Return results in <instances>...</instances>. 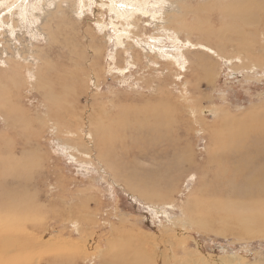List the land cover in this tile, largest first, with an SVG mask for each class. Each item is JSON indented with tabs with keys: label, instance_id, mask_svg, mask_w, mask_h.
<instances>
[{
	"label": "rangeland",
	"instance_id": "1",
	"mask_svg": "<svg viewBox=\"0 0 264 264\" xmlns=\"http://www.w3.org/2000/svg\"><path fill=\"white\" fill-rule=\"evenodd\" d=\"M8 2L0 0L2 263L102 264L112 241L109 264H264V207L200 191L209 154L229 159L248 128L264 131V0H183L182 12L175 0ZM172 12L190 29L179 37ZM187 37L222 44L221 55L193 50ZM175 57L187 61L183 75ZM164 149L160 167L172 171L153 176L158 195L145 200L128 189L130 175L156 170L151 159Z\"/></svg>",
	"mask_w": 264,
	"mask_h": 264
},
{
	"label": "bare ground",
	"instance_id": "2",
	"mask_svg": "<svg viewBox=\"0 0 264 264\" xmlns=\"http://www.w3.org/2000/svg\"><path fill=\"white\" fill-rule=\"evenodd\" d=\"M9 1V0H8ZM10 1H13V0H10ZM15 2L13 3V2H8L9 3V5H11V6H15V4H19V3H21L22 2V0H14ZM24 1V0H23ZM44 1V0H43ZM128 1H130V0H128ZM34 2V1H33ZM37 2V1H36ZM99 2V1H98ZM104 2V1H103ZM127 2V1H126ZM162 2H164V1H162ZM186 2V1H185ZM39 3V2H38ZM72 3V2H71ZM75 3V2H74ZM77 3V2H76ZM101 3V2H100ZM134 3V2H133ZM138 3H139V1H138ZM193 3V2H192ZM215 3V2H214ZM33 4V3H32ZM60 4V3H59ZM110 4V3H109ZM111 4H113V1H112V3ZM175 4L179 7V8H181V12L183 11V10H186L187 9V7L186 6H184V3H183V0H175ZM217 4V3H216ZM44 5V4H43ZM103 5V4H102ZM126 5H127V3H126ZM134 5V4H133ZM209 5V4H208ZM213 5H215V4H213ZM1 6V5H0ZM11 6H9V7H11ZM46 6V5H45ZM53 6V5H52ZM75 6V5H74ZM74 6H72V7H74ZM132 6V5H131ZM145 6V5H144ZM151 6V5H150ZM150 6H148V7H150ZM206 6V5H205ZM210 6V5H209ZM6 7V6H5ZM21 7H23V6H21ZM57 7V6H56ZM55 7V8H56ZM62 7V6H61ZM169 7V6H168ZM199 7H201V6H199ZM78 8V7H77ZM101 8H103L102 6H101ZM117 8V7H116ZM119 8V7H118ZM124 8V7H123ZM144 8V7H143ZM153 8V7H152ZM205 8V7H204ZM8 9V8H7ZM109 9V8H108ZM149 9V8H148ZM207 9V8H206ZM24 10V9H23ZM42 10V9H41ZM59 10V9H58ZM81 10V9H80ZM137 10V9H136ZM45 11V10H44ZM56 11H57V8H56ZM145 11V10H144ZM149 11V10H148ZM159 11V10H158ZM204 11H206V10H204ZM47 12V11H46ZM62 12V11H61ZM64 12V11H63ZM96 12V11H95ZM135 12V11H134ZM137 13H139V12H137ZM137 13L135 14V15H137ZM170 13V12H169ZM6 14V13H5ZM46 14V13H45ZM126 14V13H125ZM124 14V15H125ZM142 14V13H141ZM171 14H174V17H173V21H172V23L171 24H169L170 25V28L171 29H174V33L176 32V35L179 37V35L181 34V31H183V30H187V31H189L190 29H189V27H187V24H181V21H182V19L180 18V16H177V14L176 13H174V12H172ZM196 14V13H195ZM17 15V14H16ZM43 15V14H42ZM114 15H115V13H114ZM118 15V14H117ZM123 15V16H124ZM162 16H160V19H162L164 22H165V18H167V15H166V13H162L161 14ZM170 15V14H169ZM181 15V14H180ZM199 15V14H198ZM52 16V15H51ZM119 16V15H118ZM122 16V17H123ZM156 16H158V15H156ZM155 16V17H156ZM50 17V16H49ZM53 17V16H52ZM122 17H121V19H122ZM125 17V16H124ZM130 17H133L132 16V14L130 15ZM2 18V17H1ZM182 18H183V16H182ZM8 19V18H7ZM6 19V20H7ZM46 19V18H45ZM51 19V18H50ZM115 19H117V18H115ZM120 19V18H119ZM12 19H10V21H11ZM17 20V19H16ZM47 20V19H46ZM131 20V19H130ZM135 20V19H134ZM172 20V19H171ZM221 20H223V18L221 17ZM13 21H15L14 19H13ZM48 21V20H47ZM46 21V22H47ZM53 21V20H52ZM136 21V20H135ZM170 21V20H169ZM185 21V20H184ZM212 21V20H211ZM19 22V21H18ZM44 22H45V20H44ZM51 22V21H50ZM49 22V24H51ZM117 22V21H116ZM120 22H123V21H120ZM137 22V21H136ZM9 23H11V22H9ZM135 23V22H134ZM184 23V22H183ZM14 24V23H13ZM13 24H12V26H13ZM48 24V25H49ZM119 24V23H118ZM117 24V25H118ZM126 24H127V22H126ZM165 24V23H164ZM179 24H181V25H179ZM112 25V24H111ZM123 25H125L124 24V22H123ZM42 26H44V25H42ZM113 26V25H112ZM127 26V25H126ZM125 26V27H126ZM129 26V25H128ZM2 27V26H1ZM38 27V26H37ZM45 27V26H44ZM118 27V26H117ZM136 27V26H135ZM138 27V26H137ZM173 27V28H172ZM114 28V27H113ZM126 28H128V27H126ZM163 28H165V27H163ZM167 28H169V27H167ZM50 29H51V27H50ZM115 29V28H114ZM130 29V28H129ZM129 29H127L128 31H130ZM38 30H40V29H38ZM125 30V29H124ZM135 30L136 31H138L136 28H135ZM164 30H167V29H164ZM43 31H46V30H43ZM50 31H52V29L50 30ZM122 31V30H121ZM126 31V30H125ZM131 31H133L132 29H131ZM130 31V32H131ZM135 31V32H136ZM163 31V30H162ZM204 32L206 31V33H207V39H209V38H211L213 35L211 34V33H209L207 30H203ZM3 32H5V31H3ZM116 32H120V31H116ZM124 32V31H123ZM141 32V31H140ZM164 32V31H163ZM168 32V31H167ZM7 33V32H6ZM47 33V32H46ZM132 33V32H131ZM187 33V32H186ZM2 34V33H1ZM13 34V33H12ZM11 34V35H12ZM50 34V33H49ZM120 34V33H119ZM124 34V33H123ZM128 34V33H127ZM135 34H137V32L135 33ZM134 34V35H135ZM3 35V34H2ZM131 35H133V33L131 34ZM138 35V34H137ZM166 35H171L170 33H168V34H166ZM166 35H165V37H166ZM190 35V34H189ZM121 36V35H120ZM123 36V35H122ZM147 36V35H146ZM46 37V36H45ZM169 37V36H168ZM178 37H177V40H178ZM7 38V37H6ZM16 38H18V37H16ZM47 38V37H46ZM150 38H152V37H150ZM162 38V37H161ZM167 38V37H166ZM170 38V40L171 41H173V43L175 44V45H173V47H175L176 49H178V50H180L181 49V51H184L185 49H184V47H180L179 45H176V42H175V38L173 37V36H171V37H169ZM19 39V38H18ZM48 39V38H47ZM119 39V38H118ZM134 39V38H133ZM136 39V38H135ZM168 39V38H167ZM10 40V39H9ZM17 40V39H16ZM120 40V39H119ZM39 42H41V41H39ZM47 42V41H46ZM51 42V41H50ZM123 42V41H122ZM150 42V41H149ZM151 42H152V40H151ZM151 42H150V44H151ZM159 42V41H158ZM186 42H188V44L191 46L190 48H192L193 50H200L201 49V51L203 50L204 52L206 51L208 54H210L211 56L212 55H215V56H220L221 54H220V52H221V49H222V47H223V45L222 44H217L216 45V48L214 47H212L211 45H209V44H201V43H196V44H194L193 43V41L189 38V37H187L186 38ZM6 43V42H5ZM129 43V42H128ZM157 43V42H156ZM39 44V43H38ZM128 45V44H127ZM151 45H154V44H151ZM150 45V46H151ZM169 46H171V45H169ZM37 47V46H36ZM151 47H153V46H151ZM188 47V46H187ZM8 48H10V47H8ZM129 48V47H128ZM154 48H156V47H154ZM163 48V47H162ZM174 48V49H175ZM33 49V48H32ZM165 49V48H164ZM169 49V48H168ZM172 49V48H171ZM235 49V48H234ZM233 49V50H234ZM157 50V49H156ZM188 50V49H187ZM239 49H237V51H238ZM10 51V50H9ZM176 51V50H175ZM180 51V52H181ZM190 51V50H189ZM164 52V51H163ZM167 52V51H166ZM172 52V51H171ZM205 52V53H206ZM236 52V51H235ZM239 52V51H238ZM244 52V51H243ZM242 52V53H243ZM135 53V52H134ZM137 53V52H136ZM174 53V52H173ZM233 53V52H232ZM246 53V52H245ZM139 54V53H138ZM177 54V53H176ZM186 54V53H185ZM184 54V55H185ZM236 54V53H235ZM160 55V54H159ZM170 55H172V54H170ZM182 55H183V52H182ZM187 55V54H186ZM132 56H133V54H132ZM132 56H131V58H132ZM150 56V55H149ZM152 56V55H151ZM168 56V55H167ZM166 56V57H167ZM176 56H178V55H176ZM239 56V55H238ZM244 56V55H243ZM134 57V56H133ZM160 57V56H159ZM249 57V56H248ZM135 58V57H134ZM178 57H175V58H172V60L173 61H171V63H174V65L177 63V65L179 66L178 68H179V70L178 69H176L175 67H173L175 70H177V72H178V74H179V76L181 75L180 73H182V75H183V72H185V69H186V67H185V65H186V63H187V61L186 60H182V61H180V60H178L177 59ZM187 58V57H186ZM214 58V57H213ZM232 58H233V56H232ZM8 59V58H7ZM151 59V58H150ZM168 59V58H167ZM220 59V58H219ZM226 59V58H225ZM251 59V58H250ZM10 60V59H9ZM188 60V59H187ZM224 60V59H223ZM229 60V59H228ZM134 61V60H133ZM190 61V60H189ZM230 61V60H229ZM89 62V61H88ZM135 62V61H134ZM137 62V61H136ZM159 62V61H158ZM170 62V61H169ZM12 63V62H11ZM19 63V62H18ZM30 64V63H29ZM161 64V63H160ZM190 64H191V62H190ZM170 65V64H169ZM172 65V64H171ZM189 65V64H188ZM164 66V65H163ZM9 67H12V66H9ZM166 67V66H165ZM114 69V68H113ZM164 69V68H163ZM180 69H182L183 71H181ZM40 70V67L38 68V71ZM8 71H11V73H13V72H16V70H14L13 69V67L12 68H8ZM30 71V70H29ZM186 71H187V69H186ZM4 72V74H3V76H6V74H7V69L5 70V71H3ZM40 72V71H39ZM171 72V71H170ZM175 73V72H174ZM28 74H30V73H28ZM36 75V74H35ZM39 76V75H38ZM45 76V75H44ZM34 77V76H33ZM37 77V76H36ZM27 78V77H26ZM24 79V78H23ZM33 79V78H32ZM30 80V79H29ZM28 80V81H29ZM35 80H36V78H35ZM35 80H34V82H35ZM41 78L40 77H38V80L35 82V85L36 86H39V85H41V84H43L44 83V81L43 82H41ZM48 80V79H47ZM46 80V81H47ZM49 80H51V79H49ZM9 81L11 82V80H10V78H9ZM27 81V82H28ZM9 82V83H10ZM26 82V81H25ZM42 96H44V101H47L46 100V97H45V95L43 94ZM192 115V114H191ZM90 118H92V115L90 116ZM168 120V119H167ZM66 121V123L63 125V126H67V125H69V120L67 121V120H65ZM165 121V120H164ZM91 124H92V126H93V123H91V121L89 120V119H86V124H82V126H85V125H87L88 127L89 126H91ZM175 127H177V121H175L174 122V124H173ZM91 126V127H92ZM140 128V127H139ZM168 128H170L171 130H175V131H177V129H175V128H172V127H170V126H168V127H166V129H168ZM146 130H147V128H146ZM254 130H259L260 131V128H258V129H254ZM156 131V130H155ZM253 131V129L252 130H249V128H248V130L245 132V134H244V137L243 138H245L242 142H241V146H240V148H238V146L237 145H235V146H233L232 147V149H231V153L234 155V156H232L231 158H229V159H227V155L225 156V157H220V156H218V155H210L209 154V157H208V159L210 160H208L209 162H211L210 164H212V169H210L209 171L207 170V171H205L207 174H211V177H210V181L208 182V183H205V184H201L200 185V191L202 192V193H204L205 192V190H212V194L213 195H217V194H225V192L228 194V196L226 195V197H229V202H231L232 203V205L233 204H236V205H238V206H240V204L242 203V202H244L245 203V206H244V208L245 209H249V211L250 210H252V209H250V207H247L250 203H247V202H249L250 200H254V201H258V205L257 206H263L264 207V131L263 132H260V134H254V135H251V132ZM96 132L97 131H95V132H88V134L90 133L91 134V136L94 138V142L93 143H95V139H96ZM170 132V131H169ZM57 133V132H56ZM70 133H72V132H70ZM103 134H105V132H103ZM85 135V134H84ZM156 135V134H155ZM87 136V135H86ZM150 136H152L151 134H150ZM66 138H67V136H66ZM73 138V137H72ZM155 138V137H154ZM158 138V137H157ZM65 140V139H64ZM157 140V139H156ZM68 142H66L65 143V145L66 146H69L70 145V142L72 143V141L73 140H67ZM83 142H84V140H83ZM74 143V142H73ZM72 143V144H73ZM75 144V143H74ZM89 144V143H88ZM138 144V143H137ZM158 144V143H157ZM76 145V144H75ZM74 145V146H75ZM90 145H93V144H90ZM176 145V144H175ZM73 146V147H74ZM95 146V145H94ZM177 146V145H176ZM70 147V146H69ZM76 147V146H75ZM78 147V146H77ZM79 147H81V149L80 150H82L83 152H84V154H86V156L87 155H91V157H93V155L91 154V151H90V149H87V148H89L88 147V145L84 142V144H80L79 145ZM92 147V146H91ZM97 147H102V145H101V143L100 142H98V143H96V149H97ZM98 150V149H97ZM145 150V149H144ZM78 151H79V149H78ZM80 152V151H79ZM176 152H177V150H175V152H174V154H176ZM150 153V152H149ZM168 153H170V152H168V150L167 149H164L162 152H161V154H158V157L157 158H152L151 160L152 161H154V162H156V167H157V169L156 170H152V169H150V170H143V172L142 173H139V172H136V174L137 173H139V175L137 176V177H132V175H130V184L128 185V189L130 190V191H134V190H138L137 192H135V193H141V191H142V193H141V196H142V198L143 199H145V200H147L148 198H149V200H151L152 199V197H153V194L152 193H154L155 194V196L156 195H158V193H156V190H153V191H151V188L152 187H154L153 185H154V183L152 182V181H154V177L153 176H158L159 174H162L163 175V177H167L168 176V174L169 173H171V171H172V169H170L171 168V165H167L166 167H164V168H162V167H160V163H162V158L164 157V156H166ZM83 154V153H82ZM147 154V153H146ZM71 156H72V154H71ZM100 156V155H99ZM73 157V156H72ZM76 158H77V156H75ZM90 157V156H89ZM154 157V156H153ZM74 158V157H73ZM150 158V157H149ZM87 159V158H86ZM83 160H85V159H83ZM89 160V159H88ZM90 160H92V159H90ZM98 160V159H97ZM78 161H79V159H78ZM81 161V160H80ZM92 163V162H91ZM100 163V162H99ZM102 163V162H101ZM104 163V162H103ZM102 163V164H103ZM167 164H169V163H167ZM104 165V164H103ZM208 168V167H207ZM168 171V172H167ZM135 172V171H134ZM148 174H147V173ZM167 172V173H166ZM128 174V173H127ZM129 176V175H128ZM149 177H150V179H151V181L149 180ZM129 178V177H128ZM135 179V180H134ZM165 180H167V179H165ZM129 182V181H128ZM159 183V182H158ZM208 184H209V186H208ZM207 192V191H206ZM212 195V196H213ZM216 198V197H215ZM226 199H228V198H226ZM259 199V200H258ZM240 201H241V203H240ZM226 202H228V201H226ZM223 203H225V199H224V202ZM211 204V203H210ZM217 204V203H216ZM220 204V203H219ZM218 204V205H219ZM221 204H222V202H221ZM262 204V205H261ZM223 205V204H222ZM251 205V204H250ZM252 205H253V203H252ZM255 205V204H254ZM253 205V206H254ZM255 205V206H256ZM252 206V207H253ZM215 207H216V205H215ZM208 209L209 208H211V206L210 207H207ZM241 209V208H240ZM217 211V210H216ZM256 213H257V211H256ZM261 213V212H260ZM262 217H264V213H262V214H260ZM240 218V217H239ZM244 217H242V218H240V220L241 219H243ZM243 222H245V221H243ZM2 225H3V223H2ZM78 224H77V222L75 223V230L77 231L78 230V226H77ZM3 226H5V225H3ZM1 228V227H0ZM4 228V227H3ZM3 228H1L0 230H4ZM254 231H256V229H254V230H252V229H246V232L248 233V235L250 236V235H254L255 233H254ZM258 232V231H257ZM1 233V232H0ZM224 233V232H223ZM4 236H2V234H0V239L1 238H3ZM5 240V239H4ZM130 241H131V244L133 245V246H135V248H136V250H140L141 248H143V246H144V240H142V239H140V238H136V237H134V236H131V238H130ZM0 243H2L1 242V240H0ZM107 245L109 246V247H112V241L111 242H107ZM109 247H108V249H105V250H102V251H100V253L101 254H99L100 255V259H101V263L102 264H109V263H107L106 261L107 260H109V258H110V256H111V251L112 250H109ZM2 260H3V257L1 256L0 257V264H6L7 262L5 261V262H3L2 263ZM236 260L237 259H230V261H229V263L228 264H235L236 263ZM4 261V260H3ZM237 264V263H236Z\"/></svg>",
	"mask_w": 264,
	"mask_h": 264
}]
</instances>
